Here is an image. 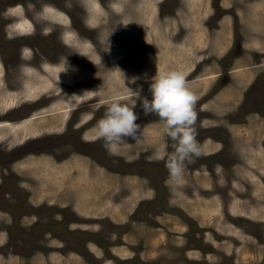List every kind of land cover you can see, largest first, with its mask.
Wrapping results in <instances>:
<instances>
[{
  "label": "rangeland",
  "instance_id": "374dc122",
  "mask_svg": "<svg viewBox=\"0 0 264 264\" xmlns=\"http://www.w3.org/2000/svg\"><path fill=\"white\" fill-rule=\"evenodd\" d=\"M256 1L264 17V0L0 2V264H264V71L252 81L243 51L227 82L238 19L232 47L229 28L218 46L207 35L225 14L248 20ZM21 18L33 25L10 30ZM169 69L185 72L208 139L178 186L155 158L173 150L163 121L139 102L138 139L110 154L95 135L111 95L151 99V78Z\"/></svg>",
  "mask_w": 264,
  "mask_h": 264
},
{
  "label": "clouds",
  "instance_id": "9594fccd",
  "mask_svg": "<svg viewBox=\"0 0 264 264\" xmlns=\"http://www.w3.org/2000/svg\"><path fill=\"white\" fill-rule=\"evenodd\" d=\"M128 88L127 95L113 94L105 102L104 114L96 122V138L103 140L110 154L118 153L125 138L138 139L141 125L137 123L135 108L139 102L145 114L154 113L163 121L164 134L172 142L173 150L167 154L157 152L155 158L164 160L168 180L173 185L182 184L186 162L191 163L203 153V146L197 140L195 104L198 96L189 86L185 72L180 69L157 71L149 84L151 99L142 96L139 89ZM76 96L73 93L65 98L74 105Z\"/></svg>",
  "mask_w": 264,
  "mask_h": 264
},
{
  "label": "crops",
  "instance_id": "0c3cea01",
  "mask_svg": "<svg viewBox=\"0 0 264 264\" xmlns=\"http://www.w3.org/2000/svg\"><path fill=\"white\" fill-rule=\"evenodd\" d=\"M257 5H258L257 1L249 5L248 8L252 9V13L248 20H245L246 18H244V12H241V13L235 12L236 14H234L232 17L225 14L221 17V20H220L221 27L215 28L214 29L215 31L213 33H207L208 37H210L214 41L215 44L221 38V42H220L221 44V43H224L223 39H225L226 37V33L225 32L223 33V30L225 28L231 29L233 36L232 37L227 36V38L224 41H227L228 45L232 42L230 44V47H232V45L235 43L234 37L236 33V19L239 20V24L241 26V29H240L241 43H240V48L238 50L239 54L237 55V57H234L232 59L228 67L227 82L229 83L232 81L233 72L235 70L233 66L235 62H237V59L241 57V55L243 54V51H246V53H248L250 56L249 60L247 61L248 65L246 66L247 68H249L250 73L254 74L253 76L254 78L252 81L256 80L257 68L259 69L258 72L260 73L264 71V17L263 16L257 17L256 10H255V7ZM237 11L239 12L238 9ZM242 25H245L246 29H244ZM216 45L218 46V44ZM221 48L222 47L220 46L218 47L217 50ZM247 116L248 117L251 116V112H249ZM247 120L248 119L244 118V122L247 123ZM206 142H208V139H205L204 141H202L201 144L203 145ZM214 142L217 143V141H214Z\"/></svg>",
  "mask_w": 264,
  "mask_h": 264
},
{
  "label": "bare ground",
  "instance_id": "6f19581e",
  "mask_svg": "<svg viewBox=\"0 0 264 264\" xmlns=\"http://www.w3.org/2000/svg\"><path fill=\"white\" fill-rule=\"evenodd\" d=\"M91 5H92V4H91ZM53 9H54V8H53ZM46 10H47V9H46ZM97 10H98V9H97ZM16 11L18 12L17 15H19V13H22V11H21V7L17 6V7H16ZM58 14H59V13H58ZM66 17H67V16H66ZM93 18H94V17H93ZM21 19H22V18H21ZM21 19H20V20H21ZM24 19H25V18H24ZM117 24H118V23H117ZM32 25H33V22H30L29 20H27V18H26V20H23V19H22L21 21L16 20L15 23L12 24V27H13V28H10V30H12V31L14 32V30H16L15 28H16L17 26H18V28L28 27V29H29ZM123 25H124V24H123ZM123 25H122V26H123ZM123 27H124V26H123ZM129 27H130V26H129ZM126 29H127V28H126ZM133 29H135V28H133ZM136 29H137V28H136ZM129 30H131V28H130ZM29 31H30V30H29ZM31 31H32V30H31ZM124 31H125V30H124ZM131 31L135 32L134 30H131ZM136 31H137V30H136ZM137 32H138V31H137ZM138 33H139V32H138ZM221 33H222V32H221ZM131 34H132V32H131ZM139 34H140V33H139ZM139 34H138V35H139ZM170 34H171V33H170ZM144 35H145V34H144ZM145 36H146V35H145ZM172 36H173V35H172ZM185 36H186V35H185ZM185 36H184V37H185ZM137 37H138V36H137ZM149 37H150V36H149ZM140 38H141V36H140ZM143 38H144V37H143ZM143 38H142V40H143ZM153 38H155V36H153ZM144 39H146V38H144ZM147 39H148V38H147ZM147 39H146V40H147ZM167 39H168V37H167ZM155 40H156V39H155ZM183 41H184V40H183ZM183 41H182V42H183ZM151 42H152V41H151ZM166 42H167V41H166ZM182 42H181V43H182ZM141 43H142V41H141ZM146 43H147V42H146ZM137 44H138V43H137ZM142 44H144V43H142ZM164 44H165V43H164ZM179 44H180V43H179ZM182 44H183V43H182ZM184 44H185V43H184ZM149 45H150V44H149ZM155 45H156V44H155ZM166 45H167V44H166ZM135 46H136V45H135ZM132 47H133V46H132ZM186 48H187V47H186ZM106 49H107V48H106ZM149 49H150V48H149ZM163 49H164V48H163ZM167 49H168V48H167ZM184 49H185V48H184ZM28 50H29V49H28ZM28 50H27V51L25 50L26 53H28ZM101 50H102V49H101ZM116 50L118 51V49H116ZM150 50H151V49H150ZM161 50H162V49H161ZM103 51H104V50H103ZM105 51H106V50H105ZM126 51H127V49H126ZM130 51H131V50H130ZM148 51H149V50H148ZM162 51H163V50H162ZM162 51H159V52H162ZM171 51H172V50H171ZM101 52H102V51H101ZM127 52H128V51H127ZM159 52H158V53H159ZM187 52H188V50H187ZM99 53H100V51H99ZM102 53H103V52H102ZM128 53H129V52H128ZM148 53H149V52H148ZM163 53H164V52H163ZM168 53H171V52H168ZM118 54H120V52H118ZM100 55H101V54H100ZM120 55H121V54H120ZM124 55H128V54H124ZM146 55H147V54H146ZM103 56H104V55H103ZM121 56H122V55H121ZM133 56H134V55H133ZM160 56H161V54H160ZM122 57H123V56H122ZM118 58H119V57H118ZM149 58H150V57H149ZM89 59H90V58H89ZM100 59H101V58H100ZM120 59H121V58H120ZM122 59H123V58H122ZM122 59H121V60H122ZM121 60H120V61H121ZM149 60H150V59H149ZM158 60H159V58H158ZM93 61H94V60H93ZM96 61H97V60H96ZM141 61H143V60H141ZM117 62H119V61H117ZM143 63H144V62H143ZM106 64H107V62H106ZM160 64H161V63H160ZM160 64H159L158 66H160ZM179 65H180V63H179ZM179 65H178V66H179ZM247 65H248V64H247ZM55 66H56V65H55ZM136 66H138V64H137ZM139 66H140V65H139ZM141 66H142V65H141ZM144 66H145V64H144ZM156 66H157V65H156ZM178 66H177V67H178ZM181 66H182V65H181ZM192 66H193V65H192ZM45 67H46V66H45ZM47 67H48V66H47ZM134 67H135V66H134ZM175 67H176V66H175ZM237 67H238V66H237ZM237 67H236V68H237ZM43 68H44V67H43ZM76 68H77V67H76ZM137 68H138V67H137ZM141 68H142V67H141ZM171 68H172V67H171ZM179 68H180V67H179ZM239 68H240V67H239ZM246 68H247V67H246ZM246 68H243V71H244ZM23 69H24V68H23ZM48 69H49V68H48ZM50 69H51V68H50ZM52 69H54V68H52ZM64 69H66V68H64ZM162 69H164V68L162 67ZM182 69H183V68H182ZM234 69H235V68H234ZM241 69H242V68H241ZM241 69H240V70H241ZM251 69H252V68H251ZM35 70H36V69H35ZM46 70H47V69H46ZM46 70H45V71H46ZM160 70H161V67H160ZM169 70H170V69H169ZM47 71H48V70H47ZM47 71H46V72H47ZM50 71H51V70H50ZM50 71H49V72H50ZM156 71H157V70H156ZM187 71H188V70H187ZM234 71H235V70H234ZM154 72H155V71H154ZM245 72H246V71H245ZM57 73H58V72H57ZM81 73H82V72H81ZM34 74H35V73H34ZM55 74H56V73H55ZM79 74H80V72H79ZM83 74H85V73H83ZM0 75H1V74H0ZM6 75H7V74H6ZM39 75H40V74H39ZM23 76H24V75H23ZM32 76H33V75H32ZM79 76H80V75H79ZM85 76H86V75H85ZM24 77H25V76H24ZM33 77H34V76H33ZM70 77H71V76H70ZM72 77H73V76H72ZM82 77H83V76H82ZM26 78H27V77H26ZM26 78H25V79H26ZM34 78H35V77H34ZM43 78H44V76H43ZM43 78H42V79H43ZM56 78H57V76H56ZM241 78H242V77H241ZM248 78H249V77H248ZM7 79H8V78H7ZM23 79H24V78H23ZM31 79H32V78H30V80H31ZM38 79H39V77H38ZM42 79H41V80H42ZM44 79H45V78H44ZM74 79H75V78H74ZM4 80H5V79H4ZM30 80H29V81H30ZM35 81H37V80H35ZM44 81H45V80H44ZM46 81H47V80H46ZM46 81H45V82H46ZM88 81H89V80H88ZM94 81H95V80H94ZM94 81H92V82H94ZM1 82H2V81H1ZM23 82H24V81H23ZM30 82H31V81H30ZM40 82L42 83V81H40ZM79 82H80V81H79ZM79 82H78V83H79ZM83 82H84V81H83ZM92 82H91V83H92ZM241 82H242V81H241ZM48 83H49V82H48ZM78 83H77V84H78ZM81 83H82V82H81ZM21 84H22V83H21ZM36 84H37V83H35V87H36ZM44 84H45V83H44ZM72 84H73V83H72ZM75 84H76V83H75ZM93 84H94V83H93ZM95 84H96V83H95ZM16 85H18V84H16ZM22 85H23V84H22ZM86 85H87V84H86ZM33 86H34V85H33ZM43 86H44V85H43ZM48 86H49V85H48ZM87 86H88V85H87ZM4 87H5V86H4ZM26 87H27V86H26ZM37 87H38V86H37ZM37 87H36V88H37ZM9 88H10V87H9ZM30 88H32L31 85H30ZM73 88H74V87H73ZM81 88H82V87H81ZM21 89H22V88H21ZM34 89H35V88H34ZM39 89H40V88H39ZM44 89H45V88H44ZM57 89H58V88H57ZM2 90H4V89H2ZM2 90H1V91H2ZM11 90H12V89H11ZM19 90H20V89H19ZM45 90H46V89H45ZM81 90H82V89H81ZM5 91H6V90H5ZM27 91H29V90H27ZM77 91H78V90H77ZM2 92H4V91H2ZM2 92H1V93H2ZM7 92H8V90H7ZM10 92H11V91H10ZM18 92H19V91H18ZM18 92H17L16 94L13 92L12 94L18 95ZM37 92H38V91H37ZM83 92H84V91H83ZM30 93H31V92H30ZM33 93H35V92H33ZM91 93H93V92H91ZM3 94H4V93H3ZM9 94H10V93H9ZM9 94H8V95H9ZM21 94H22V93H21ZM23 94H24V93H23ZM31 94H32V93H31ZM31 94H30V95H31ZM35 94H36V93H35ZM26 95H27V92H26ZM36 95H37V94H36ZM81 95H82V93H81ZM81 95H79V96L82 97ZM83 95H84V94H83ZM10 96H11V95H9V97H10ZM224 96H225V95H224ZM6 97H8V96H6ZM19 97H20V96H19ZM21 97H22V96H21ZM21 97H20V99H21ZM76 97H77V96H76ZM11 98H12V97H11ZM13 98H14V97H13ZM23 98H24V97H23ZM27 98H28V97H27ZM31 98H32V96H31ZM35 98H36V97H35ZM78 98H79V97H78ZM4 99H5V98H4ZM24 99H26V97H25ZM64 99H65V98H64ZM105 99H106V98H105ZM5 100H6V99H5ZM16 100H17V99H16ZM13 102H14V101H13ZM58 102H59V101H57V103H58ZM61 102H62L61 104L64 105V104H63V102H64L63 99H62ZM1 103H2V102H1ZM55 103H56V102H55ZM55 103L53 104L54 106H55ZM64 103H65V102H64ZM66 103H68V102L66 101ZM5 104L7 105V103H5ZM8 104H9V102H8ZM13 104H14V103H13ZM61 104H59V105H61ZM2 105H4V101H3V104H2ZM51 105H52V104H51ZM57 105H58V104H57ZM62 105H61V106H62ZM49 106H50V105H48V107H49ZM7 107H8V105H7ZM9 107H10V106H9ZM11 107H12V106H11ZM45 107H47V106H45ZM48 107L45 108V109H47V111H48ZM55 107H57V106H55ZM58 107H59V106H58ZM71 107H72V106H71ZM76 107H77V106H76ZM1 108H2V107H1ZM39 108H40V107H39ZM50 108H51V106H50ZM50 108H49V109H50ZM61 110H62V109H61ZM39 111H40V110H39ZM45 111H46V110H45ZM43 112H44V111H43ZM62 112H63V111H62ZM90 112H92V110H91ZM36 114H37V113H36ZM64 114H65V113H64ZM2 118H3V117H2ZM30 120H31V119H30ZM26 121H27V120H26ZM5 122H6V121H5ZM12 122H13V121H12ZM8 123H9V122H8ZM21 123H22V122H21ZM21 123H20V126H21ZM24 124H25V123H24ZM18 125H19V124H18ZM23 126H24V125H23ZM9 129H10V128H9ZM0 130H1V129H0Z\"/></svg>",
  "mask_w": 264,
  "mask_h": 264
},
{
  "label": "flooded vegetation",
  "instance_id": "af4514ba",
  "mask_svg": "<svg viewBox=\"0 0 264 264\" xmlns=\"http://www.w3.org/2000/svg\"><path fill=\"white\" fill-rule=\"evenodd\" d=\"M1 1H4L3 3H8V0H0V2ZM15 7V6H14ZM12 8V5H7L6 7H5V10L4 11H2V13H4V15H5V17H10L11 15H12V13L11 12H9V10ZM0 17H1V15H0ZM3 18V17H2ZM15 21H16V19L14 20V21H12V22H8V25H12L13 23H15ZM2 24H3V29L7 32V34H8V30H7V28H9V26L8 25H6L7 24V22H4L3 20H2ZM10 25V26H11ZM1 29V28H0ZM11 33H13L12 31H10ZM6 33H4V38H5V36L7 35ZM13 34H15V33H13ZM27 44L25 45V44H18V46L16 47V58H15V60L17 59V61H19L20 60V58L21 59H23L24 58V50L27 48ZM41 53H43L42 52V50H41ZM35 55H37V54H35ZM9 77V79L10 80H12L13 79V77L12 76H8Z\"/></svg>",
  "mask_w": 264,
  "mask_h": 264
}]
</instances>
